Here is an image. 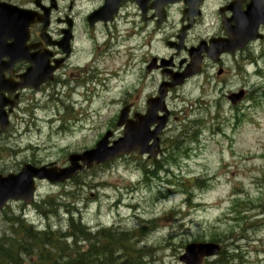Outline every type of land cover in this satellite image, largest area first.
<instances>
[{
  "label": "rangeland",
  "instance_id": "374dc122",
  "mask_svg": "<svg viewBox=\"0 0 264 264\" xmlns=\"http://www.w3.org/2000/svg\"><path fill=\"white\" fill-rule=\"evenodd\" d=\"M176 22L177 19L171 23ZM141 54L142 51L138 52L137 56ZM261 63L264 68V60H261ZM255 67L244 63L242 73L239 65L236 67L230 65L226 77L218 79L215 76L207 86L194 83L180 92L181 97L168 99L167 104L175 115L163 139L167 145L172 146V143H175L177 158L190 148L193 152L189 154V159L183 158L177 166L173 163L177 158L165 160L170 163L172 172L176 176H181L180 180L188 181L187 178L191 180L187 187L181 186L179 179H175V182L180 188L165 187L162 184L163 180L172 177L161 172L159 175L163 180L157 179L156 175H151L147 179L145 166L151 165V162L147 157L135 155L121 158L108 167L93 169L95 170L93 173H90L92 170L82 174L73 184L45 185L40 191V197H55L60 195L61 191H66L69 198L67 201H77V208H67L69 217L75 208L77 213L72 216L80 218V222L90 231L119 228L118 234H125L127 236L125 240H128L129 244L132 243L133 236V242H136L138 248L148 252L144 253L137 263L131 264H181L179 258L187 244L208 241L215 230L228 229L230 225L237 229H243V226L251 228L247 233L238 230L235 232L234 237L247 238L240 243L243 253L238 264H264V218L256 220L262 215L253 217L246 223L224 220V213L229 212L231 206L234 187L237 188V199H241L247 205L251 216L264 209V96L255 92L259 84H262L255 76ZM97 70L98 74L95 75L90 94L93 102L91 110L105 112L98 122L96 120L87 126L89 128L83 129L86 114L81 111L78 104L74 114L68 116L69 123L65 130L59 131L56 125H50L51 122L47 124V120L53 116L61 118L56 108H60L62 104L57 101L49 104L47 97L38 95L40 101L36 103L40 106H36L39 108L34 111L37 119L33 120L34 116L32 117L30 111L23 115L16 129L0 141V153L7 155L9 146L25 148L29 142L36 145L41 142L42 150L37 149L34 154L28 152L27 157L44 163L57 162L62 165L68 161L70 154L94 148L108 129L113 131L117 129L114 126L111 128L109 123L118 114L119 106L117 104L112 107L107 104L113 99L119 101L123 99V96H119V88L113 89L121 80H123L121 85L131 88V100L137 101L138 105L143 104L144 94L147 96L153 91L149 79L147 89L139 100L137 98L139 94L134 91V87L140 89L143 86L142 81L135 78V73L129 76L125 72L127 68L117 59L101 61ZM134 70H137V67ZM114 75H119V78L114 80ZM97 83L105 87L102 85L97 87ZM240 88L257 97L260 104H256L249 97L242 107L241 104L232 106L225 95ZM60 91L63 92L64 89ZM59 99L64 102L66 100L64 95ZM32 103L34 105V102ZM103 103H106L105 107ZM192 104L195 105L191 106ZM87 106L88 104L86 108ZM103 108L108 110L105 111ZM188 113L192 114L193 123L182 126L181 120ZM238 118H241L239 122ZM27 130L29 132L25 134ZM182 134L185 135L180 138ZM7 160L4 162L5 166L12 167L14 161L9 158ZM184 189L191 193L189 200L180 192ZM121 199H124V204L116 207ZM173 210H181V215L172 217L170 213ZM13 211L19 212L18 208ZM8 216L6 214L0 216V237L4 234L7 238L11 237L12 215L9 216L11 219ZM29 217L41 224L51 222L52 225L49 227L61 230L62 233L67 232L66 224L69 219L65 211H60L61 221L59 217L49 220L41 218L35 210L29 212ZM164 217L168 219L163 221ZM153 220H158L155 226L150 227L146 224ZM85 222L101 228H92ZM46 229L48 223L42 231ZM116 257L118 258V255Z\"/></svg>",
  "mask_w": 264,
  "mask_h": 264
},
{
  "label": "water",
  "instance_id": "95a60500",
  "mask_svg": "<svg viewBox=\"0 0 264 264\" xmlns=\"http://www.w3.org/2000/svg\"><path fill=\"white\" fill-rule=\"evenodd\" d=\"M181 0H156V4L164 6L180 2ZM204 0H189L191 13H194L197 8L202 5ZM110 0H108V3ZM7 9V8H6ZM248 15L235 18L237 21L236 29L230 32L232 41L224 43L221 50L225 52H235L242 49L250 41L257 38H262L257 34L260 25H264V0H254L248 8ZM14 14L0 7V60L2 57L13 56L15 50L7 45L10 39H18L21 30H12ZM238 18V19H237ZM24 31V30H23ZM14 46V45H12ZM8 51V52H7ZM14 58V57H10ZM0 85H1V64H0ZM163 97L160 99L162 101ZM2 104L4 102L2 101ZM148 114L138 120L136 124H128L126 128L125 137L120 141L114 143L113 147H108L109 138H106L98 144L97 148L93 151L87 152L82 156H71V167L61 171L59 176L47 172L45 169L34 170L30 167L24 169L18 176H10L2 178L0 176V209L6 204L9 199H19L31 195L34 189L33 178L40 179L47 178L51 181H65L71 178L78 171L83 170L79 166V161H83L85 165L90 168L94 162L101 164L108 162L119 155L129 154L134 151H139L141 154L150 153L152 156L156 155L155 149H159L158 135L161 134L167 123L168 114L163 118L157 117V112L160 110L165 112L163 104L160 106L150 105ZM126 112H123L119 126L125 125ZM158 123L155 131L151 132L152 125ZM154 140V144L149 146L150 142ZM53 175V176H52ZM216 253V247L211 245H191L187 248V253L183 257L184 262L187 264H202L204 257L211 256Z\"/></svg>",
  "mask_w": 264,
  "mask_h": 264
},
{
  "label": "trees",
  "instance_id": "16d2710c",
  "mask_svg": "<svg viewBox=\"0 0 264 264\" xmlns=\"http://www.w3.org/2000/svg\"><path fill=\"white\" fill-rule=\"evenodd\" d=\"M172 144L171 148L175 146ZM22 224L19 219L14 239H0V264H114L117 255L118 260L129 263L148 252L138 248L133 236L129 244L127 236L118 234V229L93 233L72 218L65 234L50 229L28 231ZM235 252L224 251L211 264H234L238 257Z\"/></svg>",
  "mask_w": 264,
  "mask_h": 264
},
{
  "label": "flooded vegetation",
  "instance_id": "af4514ba",
  "mask_svg": "<svg viewBox=\"0 0 264 264\" xmlns=\"http://www.w3.org/2000/svg\"><path fill=\"white\" fill-rule=\"evenodd\" d=\"M2 1L7 2V3H12L14 5H17L21 8H23V9L33 10V11H35L41 15L43 13L41 7L50 8V6L53 4L55 6V9L52 12H50V27H49L48 33L54 38V40H61L64 38L65 31H68V29L70 27H72V29L70 28L71 32H72V40H71V46L69 47V54L68 55L63 54L61 50H59L57 47H55L52 50L53 56H52L51 61H55V60L62 61V67H64V65L66 63H69L72 60V58L75 56V54L77 52L80 53L79 48H78V41L81 37L80 32H79L80 30L78 28L79 27V19H80V14L77 11L78 0H55L53 2H52V0H39V1L38 0H2ZM219 1L221 2L220 8H223V9L226 8V10L229 8V6L232 3L231 0H219ZM247 1H249V0H247ZM56 3H58V4L56 5ZM225 16L227 18H231L232 13L231 12H225ZM88 17H89V14L84 16L83 23L85 25L88 24ZM218 19L219 20L221 19V16L219 14H218ZM219 23H220V21H219ZM103 26H104V24L98 23L92 28H90L88 26L87 29L88 30H95V29L101 30V28H102V30H107V31L110 29V28H107L110 26H106L104 28H103ZM42 28H43V26H38V25L34 28V30H36V31L34 32L35 35H33V43L38 44L41 42L40 37H39L40 36L39 30H42ZM112 30H114V29H112ZM218 30H221V33H220V35L215 36V38H226V35L223 31L224 30L223 26H220V28ZM178 33H179V31L176 33L175 36H177ZM263 33H264V31H263ZM258 43L259 42L251 44L249 46V48L256 46V44H258ZM146 64H147V62H146ZM179 65L175 64L174 68L173 67L168 68L166 71L175 72V73L181 72L183 70V69H181V67L183 65L182 66L180 65L181 67H179ZM20 66L23 70L25 67L27 68L26 64H20ZM206 66H207V64L204 66L203 69H206ZM207 68H208V66H207ZM159 73L163 77L162 71H159ZM155 74L156 73H153L152 75H155ZM163 78H165V77H163ZM166 80H169V79H166Z\"/></svg>",
  "mask_w": 264,
  "mask_h": 264
},
{
  "label": "bare ground",
  "instance_id": "6f19581e",
  "mask_svg": "<svg viewBox=\"0 0 264 264\" xmlns=\"http://www.w3.org/2000/svg\"><path fill=\"white\" fill-rule=\"evenodd\" d=\"M76 213H77V210L74 208V211L72 212V213H70L71 214V217H68V219L69 220H71V218L72 219H74L75 221H81V219L80 218H78V217H74V216H72V214L74 215H76ZM42 217H44L45 219H52L53 217H57L54 213H51V214H49V215H46V214H42L41 215V218ZM82 224V223H81ZM83 225V224H82ZM83 226H85V225H83ZM86 227V226H85ZM87 228V227H86ZM48 229H51V227H49ZM110 229H118L119 230V228H110ZM75 230V229H74ZM90 230V229H89ZM121 230V229H120ZM39 231H42V230H39ZM44 231V230H43ZM67 231H68V227H67ZM79 231V230H78ZM98 231H100V230H97L96 232H98ZM53 232H61L62 233V231L61 230H54ZM91 232H93V233H95L94 231H91ZM62 234H65V233H62ZM105 235V234H104ZM26 257V256H25Z\"/></svg>",
  "mask_w": 264,
  "mask_h": 264
}]
</instances>
